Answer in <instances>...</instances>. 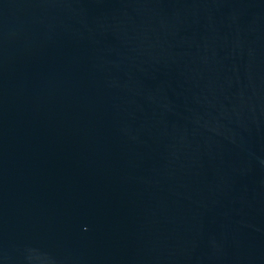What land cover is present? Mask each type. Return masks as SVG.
I'll return each instance as SVG.
<instances>
[{
	"label": "water",
	"instance_id": "water-1",
	"mask_svg": "<svg viewBox=\"0 0 264 264\" xmlns=\"http://www.w3.org/2000/svg\"><path fill=\"white\" fill-rule=\"evenodd\" d=\"M0 264H264V0H0Z\"/></svg>",
	"mask_w": 264,
	"mask_h": 264
}]
</instances>
